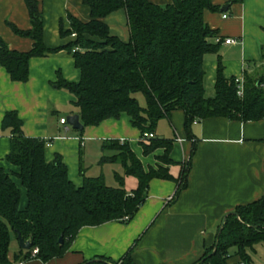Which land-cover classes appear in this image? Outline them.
Wrapping results in <instances>:
<instances>
[{
    "label": "trees",
    "instance_id": "trees-1",
    "mask_svg": "<svg viewBox=\"0 0 264 264\" xmlns=\"http://www.w3.org/2000/svg\"><path fill=\"white\" fill-rule=\"evenodd\" d=\"M82 1L90 8L91 18L83 21L68 14L70 27L66 29L61 21L60 33L74 39L51 48L44 41V18L38 0H25L31 27L13 28L16 33L31 38L33 47L21 52L11 49L0 38V65L14 81L27 82L32 57L68 50L81 71V78L78 82L69 81L59 72L54 85L72 94L74 112L80 115L84 129L126 113L132 125L140 130L144 154L150 155L161 148L165 154L158 158L157 166L146 168L127 140L106 139L103 149L113 150L114 154L103 162L120 163L126 175L137 178L138 186L128 191L122 176L120 186H111L104 175L87 176L83 168L84 181L77 186L62 155L47 160L49 141L26 134L24 121L16 110L6 112L2 127L11 131L7 161L15 168L7 170L0 163V264L33 258L46 262L64 255L85 226L110 221L129 223L145 203L153 179L175 181V197H178L188 186L191 159L175 178L170 172V166L175 163L170 155L174 138L155 135L158 121L170 117L172 111H184L185 129L191 140L196 139L194 123L207 118L243 122L264 119V76L245 74L244 92L240 95L236 78H227L220 63L216 95L206 97L204 57L219 47L213 40L218 32L205 18L207 11L221 9L214 0H172L166 4L151 0ZM121 9L127 13L128 41L112 34L105 21ZM139 93L145 97V106L137 98ZM150 133L155 136H147ZM17 181L27 190L24 209L20 208L22 190ZM228 213L221 233L224 220L218 229L217 251L214 253L215 241L194 264H234L230 262L233 246L240 257L237 264L241 261L253 264L248 250H255L257 244L264 242V196ZM17 231L25 240H31L33 247L21 250L13 261L10 251L13 233L17 236ZM135 244L121 262L99 259L105 264H136L132 259ZM35 248L39 249L36 255Z\"/></svg>",
    "mask_w": 264,
    "mask_h": 264
},
{
    "label": "crops",
    "instance_id": "crops-1",
    "mask_svg": "<svg viewBox=\"0 0 264 264\" xmlns=\"http://www.w3.org/2000/svg\"><path fill=\"white\" fill-rule=\"evenodd\" d=\"M151 1L166 4L172 0ZM214 1L221 9L205 14L208 24L218 32L213 40L219 43L217 51L204 57V86L208 98L216 95L220 63L227 78L244 77L245 74L264 76V0ZM38 2L44 18V41L51 48L74 39L60 33L61 21L66 29L70 27L68 14L83 21L91 18L90 8L82 0ZM223 7L227 10L223 11ZM105 21L112 34L125 41L130 39L124 9L110 14ZM13 26L20 30L30 29L26 2L0 0V38L11 49L31 50L33 40L16 33ZM226 39L234 42L226 43ZM59 72L69 81L78 82L81 78L73 55L66 49L32 57L27 82L14 81L0 65V163L7 170L15 167L7 161L11 131L3 129L2 121L6 112L13 110L23 119L26 134L49 141L48 161L56 154L63 156L69 176L77 186L84 181L81 166L86 161L84 149L90 138L97 139L100 144L106 139L127 140L146 168L157 166V157L165 149L145 155L140 144V130L132 125L126 113L85 128L88 130L82 137L68 134V123H61L64 116H59L61 113L55 109L67 110L74 97L54 85ZM54 116L59 119L54 120ZM161 121L155 135L174 138L170 155L175 163L170 166L171 174L178 178L191 159L188 186L178 197H175V181L153 179L145 203L129 223L110 221L99 226H85L64 255L46 262L33 258L13 264H84L101 260L99 258L121 262L135 242L132 259L136 264H194L206 248L215 243L219 226L228 212L264 196V119L243 122L223 117L207 118L194 123L196 139L193 140L187 136L183 110L176 109ZM127 176V190L135 189L137 178ZM17 182L22 190L20 208L24 209L28 202L27 190ZM172 196L173 199H169ZM21 250L24 249L16 236L12 240L10 258L14 261ZM239 260L238 255L230 258L234 264ZM93 264L105 263L94 261Z\"/></svg>",
    "mask_w": 264,
    "mask_h": 264
},
{
    "label": "rangeland",
    "instance_id": "rangeland-1",
    "mask_svg": "<svg viewBox=\"0 0 264 264\" xmlns=\"http://www.w3.org/2000/svg\"><path fill=\"white\" fill-rule=\"evenodd\" d=\"M137 98L140 104L142 106H145L146 101H145L144 95L142 93H139L137 94ZM55 110L61 113V115L59 116L63 115L67 119L69 115H72L71 111H73L74 108H73L72 102H70L67 110H60V109H55ZM59 116H54V120L59 119ZM162 119L158 121L157 126L159 125L160 122H162L161 121ZM164 121L165 120H163V122ZM68 127L70 129V133L68 134H74V135L77 134L81 137L84 136L88 130V129H84L83 131L82 130L78 131V129L75 130L69 124H68ZM161 149H164V148H161ZM84 151H85L86 161L84 160V163L82 162L81 167L83 168V171H86L87 176L104 175L107 184L111 186H120V176H122L124 177V183H126L125 180L128 179V176L125 174L124 168L120 163L110 162V161L103 162L104 158L108 156H112L114 154L113 150L103 149V142L102 144H100L98 143L97 139L90 138V140L87 141V146L85 147ZM164 154L165 152L162 155ZM159 157L160 156H158L157 158ZM128 191H132V190H128ZM13 237L14 239L16 238L15 233H13ZM255 250H248V254L251 257L253 264H264V242L257 244ZM236 251H237V248L233 246L230 250V255H233V256L236 255Z\"/></svg>",
    "mask_w": 264,
    "mask_h": 264
},
{
    "label": "water",
    "instance_id": "water-1",
    "mask_svg": "<svg viewBox=\"0 0 264 264\" xmlns=\"http://www.w3.org/2000/svg\"><path fill=\"white\" fill-rule=\"evenodd\" d=\"M222 10L223 11L227 10V7H223ZM67 123L69 125H71L74 129H78V130H83L84 129V124L81 121L80 115L77 114V113L69 115L67 117ZM228 215H229V213H227L225 215V217H224V222H223V224L221 226L220 233H221V231H222V229L224 227V223H225ZM17 238H18V240L20 242V245H21L22 249L30 250L33 247V242L31 240H25L20 231H17ZM60 242L61 243L64 242V236L63 235L60 238ZM218 242H219V237L217 238V241H216V246H215V249H214V253L217 251ZM94 261H102V260H98V259L91 260V261H88V262H86L84 264H90V263H93ZM108 264H111V263H108Z\"/></svg>",
    "mask_w": 264,
    "mask_h": 264
},
{
    "label": "built area",
    "instance_id": "built-area-1",
    "mask_svg": "<svg viewBox=\"0 0 264 264\" xmlns=\"http://www.w3.org/2000/svg\"><path fill=\"white\" fill-rule=\"evenodd\" d=\"M73 36H76V34H73ZM226 43H231L234 42V40L232 39H226L225 41ZM236 81L239 84V94L243 95L244 92V77H236ZM61 123H67V119L65 117L61 118ZM147 136L149 137H154L155 135L153 133L148 134ZM169 199H173V196L170 197ZM126 220L128 219V217L125 218ZM39 252L38 248H35L33 251V254L36 255ZM239 264H249L246 261H241Z\"/></svg>",
    "mask_w": 264,
    "mask_h": 264
}]
</instances>
